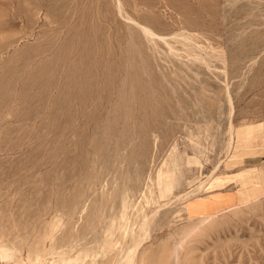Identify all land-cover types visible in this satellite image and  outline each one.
<instances>
[{
	"label": "rangeland",
	"instance_id": "1",
	"mask_svg": "<svg viewBox=\"0 0 264 264\" xmlns=\"http://www.w3.org/2000/svg\"><path fill=\"white\" fill-rule=\"evenodd\" d=\"M0 264H264V0H0Z\"/></svg>",
	"mask_w": 264,
	"mask_h": 264
},
{
	"label": "bare ground",
	"instance_id": "2",
	"mask_svg": "<svg viewBox=\"0 0 264 264\" xmlns=\"http://www.w3.org/2000/svg\"><path fill=\"white\" fill-rule=\"evenodd\" d=\"M138 24H139V23H138ZM141 26H142V25H141ZM143 26H144V25H143ZM143 26H142V27H143ZM143 30H144L145 32L149 33V34L154 35V33L150 32L149 29L146 28V26L143 27Z\"/></svg>",
	"mask_w": 264,
	"mask_h": 264
}]
</instances>
